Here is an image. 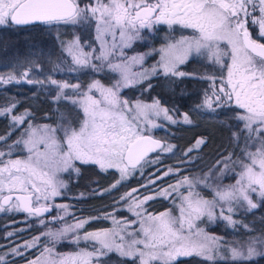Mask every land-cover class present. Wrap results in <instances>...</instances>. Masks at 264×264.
I'll return each instance as SVG.
<instances>
[{
	"label": "snow or ice",
	"instance_id": "snow-or-ice-1",
	"mask_svg": "<svg viewBox=\"0 0 264 264\" xmlns=\"http://www.w3.org/2000/svg\"><path fill=\"white\" fill-rule=\"evenodd\" d=\"M257 11L259 15L255 14ZM91 20L96 21L99 54L94 48L85 51L79 37L61 41L62 51L71 57V63L65 59L56 64L53 71L73 73L90 68L100 72L106 65L110 71L119 73V79L111 86L106 87L94 79L85 90L79 82L57 80L51 75L47 80H37L29 78L28 71L19 76L11 72L0 74V84L26 81L54 86L56 101L70 100L83 112L78 128L64 123L52 127L35 125L26 119L31 116L28 110L13 115L15 104L0 108V115L11 116L12 128L28 124L21 137L12 144H7L11 131L0 135V142L7 147V151L0 150V212L23 211L47 226L43 215L56 209L57 215L48 223L63 221L64 216L70 214V206L51 201L63 195L62 190L67 187L61 173H79L75 162L95 164L101 170L115 168L120 178L111 188H116L135 170L143 173L147 165L159 162V154L151 158L149 153L157 149L174 153L175 145L162 143L150 133L153 128L160 127L154 118L163 117L172 124L180 123L172 114L175 110L162 107L158 99L151 104L139 100L130 103L120 98V90L159 75L161 70L165 76H195V73L179 70V65L195 55L219 65L222 70L227 69V75L222 74L219 78V88L214 74L199 77L213 83L211 92H205L202 103L196 108L215 111L214 105L223 107L234 103V119L243 127L237 126L239 131L232 134L233 139L238 147L240 136L245 140L240 154L232 152L222 156L208 172L200 176L182 175L175 184L157 190V195L173 199L174 203L178 198L179 216L171 209L155 215L147 213L144 204L154 197L149 195L136 200L132 193L137 189H132L120 199L130 201L128 210L137 219L121 221L109 213L103 217L112 218L113 227L109 229L84 231L80 235L89 219L96 217L80 218L55 231L49 228L41 235L53 246L69 233L73 234V243L91 242V251L82 249L74 255L52 260L51 264H69V261L72 264H106L105 258L111 253L124 258V264L129 260L131 264H181V258L186 257H198L205 264H254L257 258H264V235L226 241L208 234L197 224L206 217L210 223L222 220L229 227L237 228L241 222L233 217L239 209L252 211L264 206V42H259L264 40V0H89L83 6L81 0H0V26L76 25ZM160 24L170 29L179 26L181 30H191V35H182L174 43L162 46L157 50L160 59L156 64L150 69L134 72L133 66H142L145 56L150 53L125 57L123 49L141 39L142 29L151 30ZM251 25L258 26L259 39L253 38L249 31ZM109 35L112 37L110 46ZM222 43L227 47L222 48ZM117 49L123 59L113 63ZM182 122L193 123L189 113L182 114ZM61 132L62 137L58 135ZM205 143V139H197L184 156ZM21 146L27 155L13 159V151ZM236 169L239 170L235 183L221 185L216 182L217 172L222 176ZM173 172L170 167L164 176ZM160 178L157 174V179ZM149 183L155 184V180ZM201 186L211 190V199L201 194L198 190ZM5 190L7 194H4ZM253 194L259 198V203L254 201ZM137 224L138 227H133ZM243 227L251 231L247 224ZM39 240L40 236H37L22 246L11 248L10 254L22 256L20 247L33 248ZM44 253L52 255L53 248L45 246L41 256L27 264H40ZM7 255L9 253L0 255V264H7Z\"/></svg>",
	"mask_w": 264,
	"mask_h": 264
},
{
	"label": "trees",
	"instance_id": "trees-1",
	"mask_svg": "<svg viewBox=\"0 0 264 264\" xmlns=\"http://www.w3.org/2000/svg\"><path fill=\"white\" fill-rule=\"evenodd\" d=\"M62 24L54 25H38L35 27L28 28H15L22 30L20 35H23L29 40L30 45L24 48H18L13 51L14 54H25L28 52V48L32 51L31 53H38L37 47L41 48L43 43L50 44L51 42L57 41L51 36L45 35V31L55 26H61ZM64 28V27H62ZM70 30L62 29L58 34V39H67L72 34ZM47 34V32H46ZM37 43V44H35ZM51 47V46H50ZM39 48V49H40ZM52 48V47H51ZM29 49V50H30ZM200 59H192L188 64V70L186 72L195 73L193 79L187 77L179 81L176 87L175 94L159 93L157 90L156 82L160 78L153 77L150 80L152 85L148 89V95L150 97L155 96L159 99L160 103L171 109L172 106L176 110L189 113L193 123L190 125L183 124H164L163 131L153 133L152 136L156 139L161 140L163 143L175 145L174 152L176 156L173 159H165L156 164L147 165L143 173L136 174L133 177L123 181L116 188L111 186L119 179L117 174L113 171L102 172L93 165H81L77 164L79 173L73 174L68 173L63 176V181L67 187L65 193L62 195L59 203L69 205L70 215L65 219L67 222L75 221V219H88L96 217V219H89V223L85 226V231H95L100 229H108L110 227L109 221L103 220L102 216L108 213L117 212L120 214L121 208L124 205V201L120 199L122 195L128 193L132 189L143 186L155 173L156 167L161 168L160 170L165 172L168 168L181 170L177 174L180 178L182 175L191 176L196 171H204L208 166L213 165L217 159L222 156H227L229 151L235 152L237 155L240 154V147L231 148L230 145V133L237 132L234 128L235 123L232 122L228 116H208L199 113L195 107L198 104V95H200V82L195 79L201 73L198 67H201ZM154 58L151 57L149 63H153ZM147 63V65H149ZM195 63V64H194ZM106 76H95L100 81L109 78ZM81 83L86 85L88 78L82 76L80 79ZM10 104H15L16 107L13 109V115H19L28 110L31 113L30 119L35 125H50L57 127L61 123L75 125L78 119V115L75 110L67 106V104L56 105L49 97L43 92H22L15 93L12 90L0 88V108H4ZM27 123L20 125L17 128L11 127V116L0 115V135H6L11 131V136L7 140V144H12L18 138L21 137L22 133L27 128ZM205 139L206 143L201 145L197 150L190 153L189 156H184V152L187 151L192 145L195 144L197 139ZM245 141V140H242ZM0 150L7 151L6 144L0 142ZM160 152L153 155L151 158H155ZM192 158L193 163L187 164L186 160ZM205 168V169H204ZM135 170L134 172H136ZM158 173V172H157ZM177 176V177H178ZM177 177L174 175H168L164 178L159 179L155 185L161 184L166 185L167 183L176 181ZM142 188V187H141ZM111 189L110 191H105ZM145 191L148 188H142ZM83 194V195H81ZM170 203L168 200L153 199L149 200L144 204V209L147 213L157 214L165 210L170 209ZM30 220V221H28ZM64 220V221H65ZM236 220L241 222L234 231L224 234V240L234 241L238 239L246 240L248 236H262L264 235V206L258 207L255 211L246 215H239ZM39 218L29 217L28 215L20 212L14 215H0V254L9 251L14 248L17 244L25 242L37 236L39 233L38 229H35L36 223ZM247 224L251 231L246 230L243 225ZM11 232L12 236L7 234ZM43 245H39L37 248L25 252L22 256L14 259H10L7 256V263L19 264L25 263L35 258L38 253L43 249ZM181 264H205L204 261L195 258L183 259ZM254 264H264V258H257Z\"/></svg>",
	"mask_w": 264,
	"mask_h": 264
},
{
	"label": "rangeland",
	"instance_id": "rangeland-1",
	"mask_svg": "<svg viewBox=\"0 0 264 264\" xmlns=\"http://www.w3.org/2000/svg\"><path fill=\"white\" fill-rule=\"evenodd\" d=\"M93 2H94V0H93ZM88 3H89V0H81L82 6L85 4H88ZM62 27H64L65 30H70L69 33L72 34L67 39H58V34L60 33V31L62 29H64ZM21 31L22 30L15 29L12 26H0V74L7 75L8 73L11 72V73H15L19 76V74H22L23 72L28 71L29 72V78H32V79L47 80L48 76L51 75L54 79L71 80L72 83H77V82L81 83V81H80L81 77L86 76L88 78V83L86 85L81 83L85 90L87 89L88 84L92 80H94V79L99 80V79H96L95 76L109 75L110 77L107 79V81H108L107 83H106V80H104V81L99 80L106 87L111 86L112 84L115 83V81L117 79H119V73L110 71L106 65L104 67V70L100 71V72H93L90 68L84 69L80 72H73V73H69L66 70L65 71H53V68L55 67V65L58 63H62L65 59H67L68 63H71V57H67L66 53H64L62 51L61 41L67 42L69 40H72L74 37H79L81 44L84 45L85 51H91L94 48L97 50L96 54L97 55L99 54L100 43L96 39L97 33H96V21L95 20H91V22H89V23H81V24H76V25L62 24L61 26H58V27L55 26V27L49 28L47 31H45V35H47L48 37L51 36V37H53V39H57V41L55 40V42H51V45L43 43L41 45V48L40 47L36 48V49H38L37 54L31 53L32 50L30 48H28V52L25 54H14L13 53V51L18 49V48H24V47L30 45L29 40L26 37H24L23 35H20ZM46 32H47V34H46ZM182 35H184V36L191 35V30H181L179 28V26H174V28L170 29L165 24L155 25L154 28L151 30L142 29L141 30V39L135 40L132 43V47L125 48V49H123V51H124L125 57H131V56L143 54V53H150V55L145 56V60H144L142 66L141 65H135L132 68V70L134 72L143 71V69H145V68L150 69L152 67V65L156 64L157 61H159L160 56H159V53L157 51L158 49H160L162 46H165L168 43H174L176 40L180 39V37ZM118 39H119V37L117 36V40ZM107 41H108V44L110 46L112 43L111 35L107 36ZM35 44H37V43H35ZM221 47L226 48L227 45L222 43ZM151 57L154 58L153 63H149L151 60ZM122 59L123 58L119 55V49H117V55L112 58V62L118 63V62H121ZM192 59H197V60L200 59L201 60L200 61L201 67H198V70L201 74L199 76L195 77L196 80L197 79L199 80L200 85H201L200 91H199L200 95H198V104H201L202 100L204 98L205 92L206 91H208L209 93L211 92V90H212L211 85L213 82H212V80L200 79L199 77L204 76L205 74H207V75H213L214 74L217 78L216 87L219 88V86H220L219 85V78L222 74H223V76L227 75V69L225 68L222 70L219 65L209 63L206 58H202V57L194 55V56L190 57V59L186 63L179 65V70L183 71L185 73H192V72H186L185 71L186 68L188 67L189 62ZM225 59H228L230 62V58L226 57ZM95 63L99 64L100 62L95 61ZM147 63H149V65H147ZM37 65H39V67H37ZM187 70H188V68H187ZM154 76L155 77L158 76L160 78L156 82L157 90L161 91L159 93L165 92V93H169V94H175L176 93V87L178 86L179 81L181 79H183L185 77H187L189 79L194 78V76H185V77L165 76L161 70L159 75L150 76L147 80H142L138 84L122 88L120 90V98L122 100L126 99L130 103H133V104L137 100H139L143 103H146V104L153 103V101L157 100L158 98H156L153 95H152V97H150L148 95V89H149L150 80ZM0 88L12 90L15 93L43 92L56 105L67 104V106H70V108H72L73 110L76 111V113L78 115V119L76 121V124L71 125V126L78 128L80 121L83 119L82 110L77 105H73L70 100L61 99L59 101H56L54 99V97L56 96V90H55L54 86H51V85L41 86L39 84H28L26 81H21V83H19V84H17V83L6 84V85L0 84ZM96 95L98 96L99 93H96ZM161 106L164 107L162 104H161ZM214 107H215V111H211L209 109H204V108L197 109L196 107H195V109L199 113L204 114V115H208V116H214V115H217V116L226 115V116H228L229 119L235 123L234 128H236L237 132L239 131V128L243 127V125L240 122H238L234 119V115H235L234 103L231 106L216 107L214 105ZM170 110H175V112L172 114H174L176 119L181 121L178 124L190 125V124H184L182 122L183 112L176 110V108L174 106H172ZM154 119H155V122L158 125H160V127L153 128L151 130V133H150L151 135L153 133L162 132L164 129L163 128L164 124L176 125V124L170 123L166 119H163V117L154 118ZM238 125H239V128L237 127ZM27 128H28V125H27ZM233 133H230V135H229L231 138L230 139L231 140L230 141V143H231L230 147L232 149L237 146V142L233 139V135H232ZM58 135L60 137H62L63 133L62 132L58 133ZM245 135H247V133H245ZM242 140H244V136H240V138H239V147L241 146L240 150L244 147V143H245V141H242ZM252 150H254V148ZM232 152H233V150L231 152L229 151V153H232ZM26 155H27V152L24 151L22 149V146H21L20 149H16L13 151L12 158L13 159L23 158ZM159 156H160L159 162H161L165 159H170V160L173 159L176 156V154H175V152L174 153L160 152ZM75 163H76V165L81 164L79 161H77ZM186 163L187 164L193 163V159L192 158L187 159ZM81 165H93L102 172L113 171L117 174V177L120 178V173L115 168H109L107 170H101L99 168V166L95 165V164H81ZM211 166H208L206 168V170H204L202 172L196 171L191 176H200L203 173L208 172V170ZM219 167H223V165H220ZM160 169L161 168L156 167V169H155L156 174H153L152 177L145 184V185H147V187H144V185H143V186H140L138 188H135V189H137V191L132 193V196L136 200H140L143 197L149 196V195H152L154 197V199L159 198V199H163V200H168L170 203V205H169L170 209L173 210V214L176 216H179V210L176 207V204L179 203L178 198L176 199V201L174 203L173 199H165L163 196H159L156 193H157L158 189L166 188L170 184H175L176 181L178 179H180V177L177 174H179V172L181 170H179L177 172V171H175L177 169H173L174 172L172 173V175L173 176L175 175L176 177L178 176L176 181L167 183L166 185H163V186L161 184H159V185L150 184L149 181H151V180H155V183L159 180V179H157V174L161 178L166 177V176H164V172L161 171ZM238 170L239 169H236L235 171L226 172L222 176L219 175V173L217 172L218 179L216 182L221 184V185H230V184L235 183L236 171H238ZM71 173L75 174V172H71ZM140 173H141V171L137 170L136 172H133V174L131 176H129L128 178L133 177L136 174H140ZM65 174H68V173H61V179L62 180H63V176ZM169 175H171V174H169ZM141 187L142 188L143 187L148 188V189H146L147 191H145ZM65 190H66V188L62 190L63 194L65 193ZM198 190L201 191V194L204 195L206 198L211 199V190L210 189L204 188L203 186H201L200 188H198ZM129 192H132V190ZM4 194H7V190H5ZM173 196L175 197V194H173ZM61 197H62V195L54 197L52 199L51 203H53V204H64V203L58 202V200H60ZM253 199L255 202L259 203V198L255 194H253ZM151 200H153V199H151ZM129 203H130V201L124 203L123 207L121 208L120 214L118 213V211L111 213L115 217V219L121 220V221H123L125 218H127L129 220L137 219L133 215V213L128 210V204ZM255 210L256 209H254L252 211H246L245 209H239L235 213L233 218L236 220L237 216L246 215V214L251 213ZM68 211H69V213H71L69 209H68ZM217 212H219V209H217ZM15 213H17V212H15V211H13V212L4 211V212H0V215L1 214L2 215H14ZM157 214H159V213H157ZM56 215H57V210L52 209V213L48 217L43 218L45 220L47 226H45V224H41L39 221H37L35 229H38V231L40 233L37 235V236H40V240H39V242H37L35 247L28 248V249L20 247V251L24 254L25 252H27L29 250L37 248L40 244L43 245V247H42L43 249L38 253V255L35 258H33L31 260H34L37 257H40L45 246L53 248V254L52 255H49L48 253H44V256L41 257L40 264H51L52 260H59L61 256L74 255V254L80 252L82 249L88 250V251L92 250L91 249V242H85V241L81 240L79 242V244L73 243L72 242V238H73L72 233H69L67 238L62 239L59 242H56L54 244V246L51 242H49L47 237L42 236L41 233L48 231L49 228H51L52 230L55 231V230L62 228L65 223L72 224V223H75L77 220V219H75V221L67 222L65 219L70 215L69 214L67 216H64L63 221L48 223V221H51L52 217H54ZM61 215H63L62 212H61ZM153 215H155V214H153ZM104 216L105 215L102 216V219L106 221V219L103 218ZM107 220L110 223L109 228H112L113 227L112 218L110 217ZM28 221H30V220H28ZM197 224L200 228H203L205 230V232H207L208 234L218 236V237H222V238H224V234H228V233H230L236 229V228L229 227L227 225V223L225 221H222V220H218L214 223H210L206 217L203 218L202 222L197 221ZM85 226H84V229L80 231V235H83V232L85 231ZM138 226L139 225L137 224V225H134L133 227H138ZM95 231H97V230H95ZM89 232H92V231H89ZM37 236H35V237H37ZM32 239L27 240V241H31ZM27 241H25V242H27ZM25 242H21V243L17 244L15 247L22 246V245H24ZM5 253H9V255H7V256H9L10 259H14V258L19 257V256L11 255L10 250L5 252ZM5 253H2L0 255H4ZM7 256H6V258H7ZM189 258H195V259L201 260L198 257H186V258H181V260L189 259ZM105 260H106V264H124V258L119 257L116 253L109 254V256L105 258ZM6 261H7V259H6ZM27 262L19 263V264H27ZM7 264H10V263H7ZM69 264H72V262L69 261ZM127 264H131V261L130 260L127 261Z\"/></svg>",
	"mask_w": 264,
	"mask_h": 264
},
{
	"label": "water",
	"instance_id": "water-1",
	"mask_svg": "<svg viewBox=\"0 0 264 264\" xmlns=\"http://www.w3.org/2000/svg\"><path fill=\"white\" fill-rule=\"evenodd\" d=\"M38 25H43V24L36 23V24H30V25H22V26H15V25H12V26L15 27V28L23 29V28H28V27H35V26H38ZM153 138H154V137H153ZM154 139H156V138H154ZM158 140H159V139H158ZM160 141H161V140H160ZM161 142H162V141H161ZM162 143H163V142H162ZM158 152H160L159 149H157L156 152L149 153V157H152L153 155H155V154L158 153ZM21 212L24 213V214H26V215H28L27 213H25V212H23V211H21ZM51 213H52V210H51L50 213H45V214L43 215L42 218H44V217H48Z\"/></svg>",
	"mask_w": 264,
	"mask_h": 264
},
{
	"label": "flooded vegetation",
	"instance_id": "flooded-vegetation-1",
	"mask_svg": "<svg viewBox=\"0 0 264 264\" xmlns=\"http://www.w3.org/2000/svg\"><path fill=\"white\" fill-rule=\"evenodd\" d=\"M255 14L259 15V12L257 11ZM249 31L252 33L253 38L259 39V28H258L257 25H251L250 28H249ZM259 42H264V40H260Z\"/></svg>",
	"mask_w": 264,
	"mask_h": 264
}]
</instances>
